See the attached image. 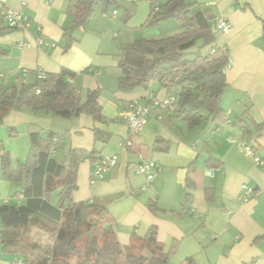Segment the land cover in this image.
<instances>
[{"label":"crops","instance_id":"1","mask_svg":"<svg viewBox=\"0 0 264 264\" xmlns=\"http://www.w3.org/2000/svg\"><path fill=\"white\" fill-rule=\"evenodd\" d=\"M113 1L105 11L96 8L93 16L72 32L73 41L67 47L64 33L73 25L67 12L69 0H7L6 6L21 12L29 27L0 36V48L7 51L0 57V91L33 83L39 72L57 74L67 69L74 73L68 81L82 100L89 90L99 92L102 119L81 114L64 121L51 114L11 110L0 125V153L7 152L15 166L28 155L30 132H65V150L56 155L58 160L68 164L69 148L85 153L78 166L73 201L104 207L108 226L121 246L137 243L154 228L164 253L177 244L171 264H185L189 258L195 264H264V130L257 132L250 126L251 121L264 122V0H192L198 8L211 10L214 17L223 14L230 23L226 32L213 31V47L228 51L229 62L223 69L227 86L219 101L225 121L216 125L203 111L206 118L190 129L175 112L155 108L140 134L132 138V146L125 149L121 143L127 133L129 104L146 105L154 97H176V90L169 94L153 83L147 90L120 91V47L140 39L170 37L181 28L174 20L148 27L150 0ZM158 3L156 0L155 11ZM113 11L115 17L110 15ZM213 25L214 20L212 29ZM6 27L0 14V29ZM20 42L30 46L18 49ZM246 127L250 130L247 136L243 133ZM159 139L167 142L166 151L153 149ZM248 142L256 145L254 152L263 165H257L245 152ZM116 152V166L91 184L94 167ZM139 157L159 167L156 178L144 190V177L133 170ZM210 157L218 166L205 165ZM242 185L256 191L251 200H242ZM22 186L23 182L6 181L0 171V206L21 204L17 193ZM206 190L211 191L210 200ZM148 202L157 211L151 212ZM2 224L1 220L0 230ZM18 258L2 252L0 246V264H12Z\"/></svg>","mask_w":264,"mask_h":264},{"label":"trees","instance_id":"2","mask_svg":"<svg viewBox=\"0 0 264 264\" xmlns=\"http://www.w3.org/2000/svg\"><path fill=\"white\" fill-rule=\"evenodd\" d=\"M150 1L152 9L146 25L156 26L174 20L179 23L181 32L122 45L117 64L121 71L119 90H147L156 83L169 94L176 90L178 109L175 113L188 128L199 126L206 117H211L216 125L224 122L225 113L220 109L219 101L227 86L223 69L228 63V51L213 47L212 22L215 17L211 10L200 9L188 0H168L155 11L156 0ZM114 4L113 0H69L67 12L73 17V25L64 33L66 46L73 41L72 32L83 26L96 8L105 11ZM9 31L13 29H0V36ZM192 46H196L195 54H180ZM6 54L7 51L0 48V57ZM45 75L44 79L36 77L33 83L9 86L0 91V125L11 110L23 109L33 114H51L64 121L81 114L96 121L102 119L98 91H87L82 100L68 81L74 73L61 69L57 74ZM36 90L39 94H35ZM203 111L207 113L206 117ZM250 126L257 132L264 130V122L251 121ZM249 131L246 127L244 135L247 136ZM29 138L28 155L24 160H17L15 166L7 152L0 153L2 178L8 182H23L17 193L22 203L0 206L2 252L16 254L26 264H171L170 256L177 244L174 242L170 251L164 253L154 228H150L137 243L123 247L108 226L104 207L95 202L73 201L78 166L85 153L69 148L66 150L68 164L58 160L56 155L65 150V132L50 130L43 134V131H32ZM167 146L166 141L159 139L153 149L166 151ZM218 164L212 157L205 162L211 167ZM209 193L211 191H205L207 200L211 199ZM147 207L151 212L157 211L151 202ZM40 234L45 240L37 238ZM185 264L195 263L189 258Z\"/></svg>","mask_w":264,"mask_h":264},{"label":"built area","instance_id":"3","mask_svg":"<svg viewBox=\"0 0 264 264\" xmlns=\"http://www.w3.org/2000/svg\"><path fill=\"white\" fill-rule=\"evenodd\" d=\"M192 1V0H188ZM7 0H0V14L3 16L6 25L8 28L13 30H21L24 31L29 27V21L22 15L21 12L14 11L6 6ZM112 17L116 16V11H113L110 14ZM40 30L39 28H37ZM230 29V23L226 16L223 14L218 15L214 19L213 31L215 32H226ZM30 44L27 42H20L17 44L18 49H23L29 47ZM213 52V49L210 50V53ZM229 62V59H228ZM228 64V63H227ZM2 75H0L1 77ZM45 74L43 72H39L37 74V78L44 79ZM35 94H39V90L35 91ZM155 108L167 109L170 112H176L178 109V101L176 97L172 95H168L162 99H158L156 97L151 98L149 103L146 105H139L136 102H131L129 104L128 112L125 114V122L127 127V133L122 140L121 148H130L132 146V138L143 130L147 119L150 116V111ZM257 148L253 143L245 144L244 150L245 152L252 156L255 163L257 165H263L262 160L256 155L254 149ZM118 152L113 155L103 157L100 162L94 167V169L90 173V183H94L95 181L101 180L104 178L105 174L108 170L114 166H116L118 162ZM133 170L136 174H139L145 179V186L142 188L144 190L147 186H149L154 179L156 178L159 167L158 165L151 160L143 159L139 157V161L133 165ZM243 193V201L251 200L255 195L256 191L247 186L242 185L241 187ZM12 264H26L21 258L16 259Z\"/></svg>","mask_w":264,"mask_h":264},{"label":"rangeland","instance_id":"4","mask_svg":"<svg viewBox=\"0 0 264 264\" xmlns=\"http://www.w3.org/2000/svg\"><path fill=\"white\" fill-rule=\"evenodd\" d=\"M167 1H168V0H158L159 3H158L157 5L160 6L161 4H164V3L167 2ZM109 13H110V12H107L106 15H109ZM110 14H111V13H110ZM166 22H167V21H166ZM162 23H165V21L162 22ZM162 23H160L159 25H156V26H157V27H160V25H161ZM148 27H149V26H148ZM120 34L123 35V36L125 35V34H123V32H121ZM121 38H122V37H121ZM160 38H162V37H160ZM0 221H1V219H0ZM37 238L41 239L42 241L45 240V238L42 237L41 234H40L39 236H37Z\"/></svg>","mask_w":264,"mask_h":264},{"label":"water","instance_id":"5","mask_svg":"<svg viewBox=\"0 0 264 264\" xmlns=\"http://www.w3.org/2000/svg\"><path fill=\"white\" fill-rule=\"evenodd\" d=\"M196 53V46H192L189 49L183 50L180 52L182 55H193Z\"/></svg>","mask_w":264,"mask_h":264}]
</instances>
